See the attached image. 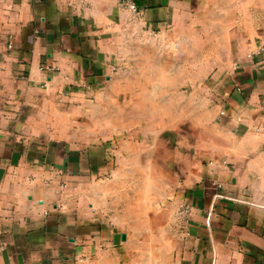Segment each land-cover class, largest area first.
Masks as SVG:
<instances>
[{
    "label": "crops",
    "instance_id": "1",
    "mask_svg": "<svg viewBox=\"0 0 264 264\" xmlns=\"http://www.w3.org/2000/svg\"><path fill=\"white\" fill-rule=\"evenodd\" d=\"M0 264H264V0H0Z\"/></svg>",
    "mask_w": 264,
    "mask_h": 264
},
{
    "label": "rangeland",
    "instance_id": "2",
    "mask_svg": "<svg viewBox=\"0 0 264 264\" xmlns=\"http://www.w3.org/2000/svg\"><path fill=\"white\" fill-rule=\"evenodd\" d=\"M155 60H156V58L155 57H152V58H148V64H154L155 63ZM162 60H164V61H160V62H158L157 60H156V62L158 63V64H162V66H167V65H169L170 64V58L169 57H167V58H162ZM133 63H136V64H138L139 63V60H137V59H135V62H131V64H133Z\"/></svg>",
    "mask_w": 264,
    "mask_h": 264
},
{
    "label": "built area",
    "instance_id": "3",
    "mask_svg": "<svg viewBox=\"0 0 264 264\" xmlns=\"http://www.w3.org/2000/svg\"><path fill=\"white\" fill-rule=\"evenodd\" d=\"M130 8H133L134 9L133 5H130Z\"/></svg>",
    "mask_w": 264,
    "mask_h": 264
}]
</instances>
